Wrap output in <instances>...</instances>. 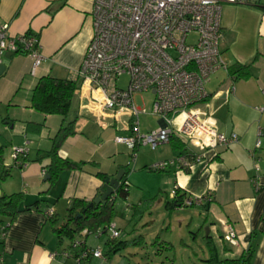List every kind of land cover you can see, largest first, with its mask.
<instances>
[{
    "label": "crops",
    "instance_id": "crops-1",
    "mask_svg": "<svg viewBox=\"0 0 264 264\" xmlns=\"http://www.w3.org/2000/svg\"><path fill=\"white\" fill-rule=\"evenodd\" d=\"M92 3L93 0H0V24L7 25L8 36L26 32L35 35L41 56L32 71V59L26 54L7 51L0 55V64L7 61L0 74V171H8L6 177L0 178V194L22 193L21 208L36 204L16 216L3 239L0 234L4 264H77L69 247L71 241L58 243L53 228L65 221L73 199L91 201L99 193L102 179L97 172L114 178L119 169L126 170L128 195L121 198L118 207L115 201L111 224L120 231L115 240L127 245L118 253L107 254L103 239L79 233L74 240L102 252L101 258L89 257L81 264H177L175 253L169 251L176 249L175 234L182 236L179 244L190 246L192 251L193 244L203 252L201 258L193 251V264L200 259L205 263L204 239L208 236L220 258H237L250 247L254 251L250 264H264V0L223 4L220 50L227 69H218L211 75L205 85L206 99L193 106L220 133L235 134L237 140L227 147L200 150L174 136L153 150L142 146L151 152L137 149L134 162L139 161L141 169L179 156L194 154L198 158L192 159L187 171L167 166L162 171L134 169L132 173L128 169L130 150L114 142L115 136L129 133V114L125 109L111 113L93 107L91 99L81 91V78L77 76L92 35ZM236 63L248 65L246 76L228 73ZM46 75L75 82L70 118L65 119L74 120V134L62 143L59 155L83 162L80 169H64L53 179L46 173L49 159L35 158L50 148V138L63 119L30 106L35 83ZM145 94L152 96V104V92L134 93L132 99L148 111L144 103L136 102ZM156 117L158 125L153 129L162 125ZM13 146L27 149L23 165L13 164ZM46 174L48 178L44 179ZM173 188L184 195L209 191L211 200L195 207L167 209L165 203L171 200ZM148 204L149 209L137 211ZM48 208L54 210V223L46 217ZM225 223L235 230L237 245L223 242ZM46 225H50L49 230ZM204 227L208 233L202 235ZM190 236L191 244L187 243ZM63 251L68 255L53 256Z\"/></svg>",
    "mask_w": 264,
    "mask_h": 264
},
{
    "label": "built area",
    "instance_id": "built-area-1",
    "mask_svg": "<svg viewBox=\"0 0 264 264\" xmlns=\"http://www.w3.org/2000/svg\"><path fill=\"white\" fill-rule=\"evenodd\" d=\"M248 0H93L92 35L85 48L77 76L81 91L91 99L93 107L114 113L125 109L129 114L126 135H117L114 142L130 150L134 162L137 149L149 146L152 150L178 136L200 150L227 147L237 140L235 134L226 136L214 124L193 108L207 97L205 85L218 69H227L220 50L221 10L223 4H246ZM7 25L0 24V55L23 51L32 59V71L39 65V43L35 35L26 32L9 37ZM193 39H188L192 37ZM126 75V85L119 79ZM152 92L150 110L133 103L134 93ZM149 113L158 116L162 125L141 133L138 116ZM259 141L255 146L258 147ZM27 149L13 146L11 158L23 165ZM193 154V153H192ZM198 156H179L148 166L162 171L167 166L188 169ZM129 186L124 182V188ZM179 195L177 188L169 193L172 200ZM210 192L185 195L177 208L193 207L210 201ZM46 217L54 216L48 208ZM111 238L120 231L110 224ZM87 230H82L86 233ZM232 225L225 223L222 240L237 245ZM79 248L82 242L70 244ZM0 250V264H4ZM67 256L55 252L53 256ZM101 258L98 248L82 247L75 257L81 264L87 257Z\"/></svg>",
    "mask_w": 264,
    "mask_h": 264
},
{
    "label": "trees",
    "instance_id": "trees-1",
    "mask_svg": "<svg viewBox=\"0 0 264 264\" xmlns=\"http://www.w3.org/2000/svg\"><path fill=\"white\" fill-rule=\"evenodd\" d=\"M12 53L24 54L23 51ZM228 73L231 75L246 76L248 74V65L236 63L228 68ZM74 88L75 82L73 80L58 79L46 75L37 80L31 92L30 106L33 109L44 114L60 115L63 119L57 131L50 138V148L46 151H40L37 154V158H35L36 160H43L45 158L49 159V163L46 166V173L50 175L51 179L64 169H80L83 164V162H73L62 158L59 155V149L62 143L67 137L74 134V120L65 121L71 105ZM1 150L2 148L0 147V152ZM23 160L27 161V158L24 157ZM185 170L187 171L188 169ZM7 173V170H1L0 178L6 177ZM96 175L100 179L105 177V174L101 172H97ZM125 181H127V179L126 170L124 169L120 184L115 191L116 197L114 199L108 198L103 204H92V206H89L92 200L85 201L81 199H73L67 208L65 221L53 228V233L57 242L61 243L64 240H67L71 241V244L75 236L81 233L82 235H94L96 238L103 239L104 244L108 248L107 254H115L123 250L127 243L125 241H116V238H111L108 226L111 224V220L115 216V201L118 198L125 199L128 195V186L124 188ZM184 196V194H179L174 199L167 201L165 207L167 209L177 207ZM22 199L23 195L20 192L0 194V234L2 239L6 234L8 226L16 216L23 211L30 210L32 206L36 205L32 204L21 208L20 203ZM150 205L151 204H148L147 207L138 208L137 211L141 210L143 212L147 210ZM2 218L5 219V221H3ZM50 220H52V223L56 221L53 217H50ZM84 229L87 230L86 233H82V230ZM204 243L207 250L205 264H250L254 252L253 249L249 247L241 251L237 258H220L211 237H206ZM225 243L230 246L228 242ZM69 247L71 248V251H73L74 258L79 254V248L80 250L82 247L93 249V247L84 243H82L79 248H73L71 245Z\"/></svg>",
    "mask_w": 264,
    "mask_h": 264
},
{
    "label": "rangeland",
    "instance_id": "rangeland-1",
    "mask_svg": "<svg viewBox=\"0 0 264 264\" xmlns=\"http://www.w3.org/2000/svg\"><path fill=\"white\" fill-rule=\"evenodd\" d=\"M188 39L192 40L193 36L189 37ZM127 80H128V77L126 75L121 76V78L119 79V85L120 86L126 85ZM151 98H152L151 95L145 94L141 101L139 99H137L136 102L139 103V104L142 102V103L145 104V106L147 108L150 109V107H151L150 106L151 105ZM69 118H70V115L68 114L67 115V120ZM138 121H139V129H140L141 133L148 132L151 129L155 128V126L158 125L157 124V117L154 116V115H151L149 113L139 115ZM141 148H142V152H145V151H146V153L151 152V151L148 150L149 147L145 148V147L141 146ZM128 164H129V166H128L129 173H132L134 169L136 171L139 169L140 171H145V172H157V171L148 169V167L141 169V166L138 167L139 161L136 162V163L131 161V157L130 156L128 157ZM120 202H122V199L118 198L115 205L118 207L119 204H121ZM185 208H188V207H185ZM205 228L206 227H204L203 231H202V229L200 230L202 232V235L205 233ZM46 229L49 230L50 229V225H46ZM181 237L182 236H179V234H175L174 235V238H175V241H176V244H177L176 245V249H175V251L169 250L170 254H174L175 253L174 255H176V258H177V262H178L177 264H193V262H195V255H194L193 251L198 252V254L201 256V258L203 257L202 256L203 252L201 250L195 249L194 245L191 244V240H192L191 236L189 237V242H187V243L191 244V246L193 248V251H192L190 246H188V245L187 246H185V245L183 246L182 244H179V241H180L179 239ZM183 238L185 239V237H183ZM199 238H200V236H199ZM201 246L204 247L202 242H201ZM203 250H204V248H203ZM196 262H198L197 264H205L203 261H201V259L200 260H196Z\"/></svg>",
    "mask_w": 264,
    "mask_h": 264
},
{
    "label": "water",
    "instance_id": "water-1",
    "mask_svg": "<svg viewBox=\"0 0 264 264\" xmlns=\"http://www.w3.org/2000/svg\"><path fill=\"white\" fill-rule=\"evenodd\" d=\"M7 65V61L4 60L0 64V74L3 72ZM124 174V169H119L115 175L114 178H110L109 176H105L102 179V185L100 188L99 193L93 198L92 202L89 204V206H92V204H103L108 198L114 199L116 197V188L120 184V180L122 175ZM48 178V174L44 176V179ZM206 234L208 233V229L205 228Z\"/></svg>",
    "mask_w": 264,
    "mask_h": 264
}]
</instances>
